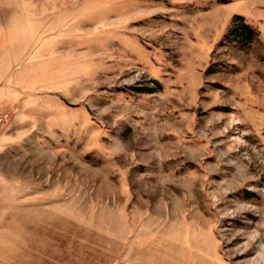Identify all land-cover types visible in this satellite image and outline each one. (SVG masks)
Here are the masks:
<instances>
[{
  "label": "rangeland",
  "instance_id": "obj_1",
  "mask_svg": "<svg viewBox=\"0 0 264 264\" xmlns=\"http://www.w3.org/2000/svg\"><path fill=\"white\" fill-rule=\"evenodd\" d=\"M0 264H264V0H0Z\"/></svg>",
  "mask_w": 264,
  "mask_h": 264
},
{
  "label": "trees",
  "instance_id": "obj_2",
  "mask_svg": "<svg viewBox=\"0 0 264 264\" xmlns=\"http://www.w3.org/2000/svg\"><path fill=\"white\" fill-rule=\"evenodd\" d=\"M258 39V32L255 28L246 23L243 17L235 16L232 20L231 27L225 36V40L233 42L247 48Z\"/></svg>",
  "mask_w": 264,
  "mask_h": 264
}]
</instances>
